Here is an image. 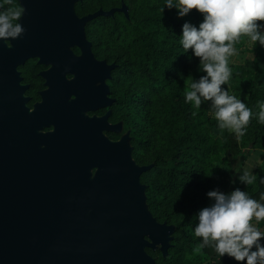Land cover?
I'll use <instances>...</instances> for the list:
<instances>
[{"label": "water", "instance_id": "1", "mask_svg": "<svg viewBox=\"0 0 264 264\" xmlns=\"http://www.w3.org/2000/svg\"><path fill=\"white\" fill-rule=\"evenodd\" d=\"M17 1L25 31L10 47L0 40V264H155L145 249L164 248L171 229L144 209L149 167L132 161L126 139L105 138L107 116H85L108 105L115 68L93 60L85 27L113 11L79 18L81 0ZM32 59L53 68L30 114L18 67Z\"/></svg>", "mask_w": 264, "mask_h": 264}, {"label": "trees", "instance_id": "2", "mask_svg": "<svg viewBox=\"0 0 264 264\" xmlns=\"http://www.w3.org/2000/svg\"><path fill=\"white\" fill-rule=\"evenodd\" d=\"M164 5L165 0H81L74 6L79 18L115 10L90 21L84 33L95 57L116 66L108 80L116 99L111 122L122 121L125 130H130L132 160L139 167H149L140 177L149 214L171 229L164 248L145 251L155 264H246L227 255L219 257L211 247L200 248L201 239L193 229L196 214L211 203L206 193L223 190V182L216 184V180L227 173L220 175L219 166L225 161L229 166L234 160L242 164L252 150L264 151V123L253 118L243 137L238 139L225 130L221 140L215 134L217 123L208 112L210 102L199 109L185 103L190 75L199 66V58L180 44L182 25L187 22L198 27L203 17L196 9L179 17L177 9ZM8 7L19 5L0 0V9ZM241 42L249 46L246 52L253 60L230 64L232 78L222 87L255 114L264 102V47L246 36L234 47ZM41 68L30 61L20 68L22 79H40ZM252 174V185L235 182L240 184L239 190L264 203L260 199L264 168ZM252 222L264 231V221ZM260 242L264 246V237Z\"/></svg>", "mask_w": 264, "mask_h": 264}, {"label": "clouds", "instance_id": "3", "mask_svg": "<svg viewBox=\"0 0 264 264\" xmlns=\"http://www.w3.org/2000/svg\"><path fill=\"white\" fill-rule=\"evenodd\" d=\"M7 2L11 5L13 0ZM164 7L177 9L179 17L196 9L203 17L198 27L187 22L182 25L180 44L185 52L191 49L192 55L199 58V70L205 73L190 83L185 103L199 109L202 103L210 102L217 127L238 139L245 135L251 119L264 123V102L254 114L240 98L222 87L232 78L229 60L237 55L234 45L242 36L264 47V23H257L264 21V0H165ZM23 12L20 7L0 9V40L9 41L23 34L25 30L19 22ZM237 180L252 185L255 176L243 171ZM206 196L211 203L196 214L193 229L201 239L199 247H211L219 257L227 255L237 262L264 264V246L260 242L264 231L252 223L264 221V203L238 188L228 194L212 190ZM260 199L264 201V194Z\"/></svg>", "mask_w": 264, "mask_h": 264}, {"label": "rangeland", "instance_id": "4", "mask_svg": "<svg viewBox=\"0 0 264 264\" xmlns=\"http://www.w3.org/2000/svg\"><path fill=\"white\" fill-rule=\"evenodd\" d=\"M112 11H115V10H112ZM257 43H259V42L257 41ZM5 44L8 47H10V44L8 42H5ZM90 46H91V44H90ZM235 48H236L237 55H235V56H233V57L230 58L229 65L230 64H233V65H242V64H248V63H251L252 62L253 55L252 54H249L248 52H246L247 48H249V46L246 45V42H241L239 44V46L238 47L235 46ZM262 68H264V66H262ZM203 75H205V73L201 72L199 70V66H197L191 72L188 85H190V83L193 80H198ZM222 86H224V85H222ZM28 108H29V111H32V109L30 107H28ZM208 112H209V115H210L211 119L213 121H215V119L211 115L210 105H208ZM85 116L86 117H89V118H92L93 117V116H90L88 114H85ZM115 126H118L119 129H120V132L117 133L119 135V140L124 138V139H126L128 141L129 138H130V130H125L124 123L122 121H118V124L115 123ZM224 133H225V130H221V129L215 130L216 136L219 139H221V140L224 139ZM257 168H264V151L263 150H252L250 152L249 156L247 157V159L242 164L239 163L238 160H234L228 166V165H226V161H225L223 164H221V166H219V174L221 175L222 173H225L226 172L227 173V176L225 178L221 176V179L218 177L217 180H216V184H219L220 181L223 182V190H222V193L228 194V193L232 192L233 190L239 188V185H240L238 182H231V181H236L238 175L242 174L243 171H250L252 173L253 170H255ZM93 176H94V173H91V177H93ZM140 185L143 188V192H144V196H143L144 206H145L144 209H147L148 210L147 203H146V197H145V186L141 182H140ZM148 243H150V241H148ZM161 249H162L161 247L154 248V250H156V251L157 250H161Z\"/></svg>", "mask_w": 264, "mask_h": 264}, {"label": "flooded vegetation", "instance_id": "5", "mask_svg": "<svg viewBox=\"0 0 264 264\" xmlns=\"http://www.w3.org/2000/svg\"><path fill=\"white\" fill-rule=\"evenodd\" d=\"M13 1L17 2L18 5H19V7L22 8L21 5H20V3H19V1H17V0H13ZM90 50H91V48H90ZM70 52L75 57H77V58L82 55V51L79 48H77V47L71 48L70 49ZM91 54H92L93 60L96 63H104L107 66H111V65L115 66L114 64L107 63L105 60H99V59H97L95 57V55L93 54L92 51H91ZM30 61H34V63L37 66L42 67L39 70V72H38V77L40 79H34V80L33 79H26V80L22 79V75H21V72H20V68L26 66ZM52 68L53 67L51 65L39 64V60L38 59L29 60L24 65L18 67V72H19V74L21 76V86L26 87V89L24 91V96L27 98L26 99L24 97L27 100L25 106L28 109V111H29V108L28 107H30L32 109V111H29L30 114L32 112H34L35 107L37 105L43 104L42 94L45 93V92H49L51 90V88L47 84L48 83L47 80L42 75L44 73L52 70ZM115 68H116V66H115ZM115 68L113 69V71L115 70ZM112 72H111V74H112ZM111 74H110V77H111ZM65 77H66V80L67 81H71L74 78V76L72 77L71 75H65ZM108 80H110V79H108ZM108 80L105 83L106 87L108 88V94L106 96V99L109 102L108 105L107 106H104V107H99V108H97L94 111L88 112L87 114L90 115V116H93L95 118H98V119H102L105 116H107V123H108L109 127L112 128V130L106 131L103 134H104L105 138L108 141H110V142H118L119 141V135L117 133L120 132V129H119L118 126H115V123L118 124V122H111V114H112L111 113L112 112L111 111V107L114 106V104L116 102V99L113 98L112 95H111L110 87L108 85ZM100 86H102V84H99V87ZM74 98L75 97H73L72 100H74ZM103 99H105V97H103ZM52 132H54V127L53 126L41 127V129L39 130V133H41L43 135H47V134H50ZM115 136H117L118 138L117 139H113ZM92 173H94V175H95L96 169H93L92 170Z\"/></svg>", "mask_w": 264, "mask_h": 264}]
</instances>
